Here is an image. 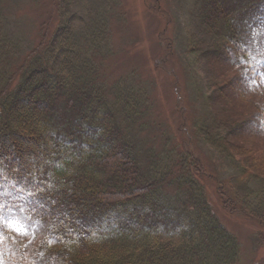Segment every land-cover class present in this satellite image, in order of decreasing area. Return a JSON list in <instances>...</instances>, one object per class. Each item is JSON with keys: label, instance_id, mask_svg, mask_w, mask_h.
Here are the masks:
<instances>
[{"label": "trees", "instance_id": "trees-1", "mask_svg": "<svg viewBox=\"0 0 264 264\" xmlns=\"http://www.w3.org/2000/svg\"><path fill=\"white\" fill-rule=\"evenodd\" d=\"M87 4L55 0L53 31L27 51L0 14V264H236L197 161L141 145L145 92L106 82L105 14L75 23ZM197 15L223 127L197 134L235 171L216 188L223 206L264 230V149L245 132L264 135V0H200ZM232 80L259 97L228 116Z\"/></svg>", "mask_w": 264, "mask_h": 264}, {"label": "rangeland", "instance_id": "rangeland-1", "mask_svg": "<svg viewBox=\"0 0 264 264\" xmlns=\"http://www.w3.org/2000/svg\"><path fill=\"white\" fill-rule=\"evenodd\" d=\"M88 1L85 8L76 7L75 23L83 25L87 14H105L109 50L103 68L106 82L127 78L129 84L145 92L147 123L149 130H154L141 145L160 158L174 161L182 153L197 161L204 172L203 178L198 176L208 201L238 243L236 264H264V230L237 210L224 207L216 192L220 181L235 176L233 167L197 134L202 128L213 134L223 128L216 125L220 117L217 111L205 104L210 94L207 67L211 61L205 55L209 41L198 27L200 0ZM54 2L0 0L2 26L23 51L37 46L45 33L50 36L55 25ZM215 58L219 68L225 65L222 58ZM229 85L238 95L235 104L226 107L228 116L243 113L259 97L258 92L243 91L233 80ZM247 131V140L264 149V135Z\"/></svg>", "mask_w": 264, "mask_h": 264}]
</instances>
